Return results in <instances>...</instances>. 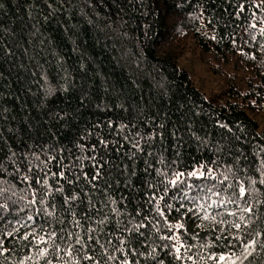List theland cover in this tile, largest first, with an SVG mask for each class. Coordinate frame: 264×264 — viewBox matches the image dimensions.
I'll use <instances>...</instances> for the list:
<instances>
[{"label": "trees", "instance_id": "1", "mask_svg": "<svg viewBox=\"0 0 264 264\" xmlns=\"http://www.w3.org/2000/svg\"><path fill=\"white\" fill-rule=\"evenodd\" d=\"M239 2L245 3L246 11L237 17V0L231 4L228 0H0V205H7L0 208V245L7 249L6 254H0V264H44L43 258L37 256L35 241L29 244L23 240L24 235H44L55 229L64 236L68 231L83 230L73 226L72 217L65 211L67 205L62 204L69 190L88 191L83 179L74 185L60 181L63 194L49 195L43 204L38 194L37 203L29 204L32 191L40 185L32 180L30 186L22 175L30 161L33 172L28 173L29 177L43 176L40 167L44 166L29 154L34 151L43 161L42 145L48 146L46 151L53 146L63 147V163L67 165L72 159L68 150L79 155L75 145L88 148L96 143L98 132L118 142L120 151L110 146L107 157L111 162V188L101 185L104 193H90L101 215L87 223L81 221L85 227L97 228L96 234L101 233L95 220L102 216L109 219L105 231H115L117 220L126 222L136 206L135 198L146 199L143 181L153 179L157 168L169 172L166 165L172 160L178 159L174 167L181 169L196 161L207 163L216 168L218 179L219 173L228 174L229 166H233L232 171L246 167L247 176L259 179L254 168L264 159V3ZM5 46L11 49V56L4 55ZM109 120L113 121L111 129L106 126ZM120 123L128 124L131 133L125 129L118 135ZM96 124L100 128L93 127ZM160 131L164 133L162 139L157 137L150 147L145 145L146 151L153 153L151 157L137 152L129 159L135 150L122 139L123 135L139 132L147 138L149 133ZM13 152L16 156L9 160ZM52 154L57 153L52 150ZM160 158L165 163H159ZM145 161L153 165L149 169L151 176L144 172ZM56 163L48 165L53 172L58 170ZM125 167L128 171L122 172ZM17 168L21 171H15ZM133 170L135 175H131ZM84 171H89L88 161ZM129 180L131 186L126 187ZM49 183L54 192L55 178L49 177ZM256 187L259 191L255 196L264 201V186ZM108 196L116 203H102ZM121 196L125 199L121 200ZM170 198L171 192L165 199ZM84 208L85 204L74 203L76 218ZM112 208L122 215L117 216ZM227 208L235 210L231 204ZM206 210L208 220L203 219L205 212L199 209L183 216L184 228L179 233L176 229L169 233L164 219L155 217V227L141 231L147 237V251L154 248L157 260L140 256L135 259L139 264H158L161 258L165 264H180L171 254L165 255L164 246L175 240L160 239L178 234L182 243L191 246L189 254L197 264H215L208 258L209 253L221 249L200 245L211 243L214 235H219V229L215 234L210 231L215 227L211 218L224 209L213 204L206 205ZM166 214L175 223L172 217L176 214ZM30 215L33 220L28 219ZM189 223H199V231L188 232ZM252 227L264 232V210ZM45 238L51 249L52 238ZM56 243L64 247L67 241ZM239 250L237 247L234 251L238 254ZM96 255H101L98 247ZM54 264L61 262L56 260ZM101 264H105L103 259ZM244 264H264V250L257 248Z\"/></svg>", "mask_w": 264, "mask_h": 264}, {"label": "snow or ice", "instance_id": "2", "mask_svg": "<svg viewBox=\"0 0 264 264\" xmlns=\"http://www.w3.org/2000/svg\"><path fill=\"white\" fill-rule=\"evenodd\" d=\"M231 2L232 0H228L229 4ZM261 3H264V0H261ZM2 7L3 5L0 4V8ZM236 7L238 8V12L234 13V15L237 17L246 11L245 3H241L239 0H237ZM252 27H255V25H252ZM261 33L264 34V29H261ZM211 39L215 40L216 37L212 36ZM232 43H236L234 36L232 37ZM4 55H12L11 49L7 46L4 48ZM2 75L3 73L0 72V76ZM106 126L111 129L113 127V121H107ZM93 127L100 128V124H96ZM132 127H135V125ZM163 127V124L159 125L161 130ZM220 127L227 128L228 126L221 124ZM118 128V135L123 133L125 129L131 133V128H129L128 124L120 123ZM228 131H231V129L229 128ZM91 134V131H89L88 135ZM163 135V131L159 133L151 132L147 135V138L139 132L132 133L131 135H123L122 139L135 150L129 156V159H133L137 152H146V155L151 157L153 153L146 151L145 145L150 147L151 143L157 137L162 139ZM171 135L175 136V132L171 133ZM141 141H144L143 145ZM117 143L106 139L98 132L96 143H93L88 148L83 144L75 145L79 150V155L73 154L71 149L68 150V155L72 159L67 165L63 163L65 159L63 155L65 149L63 147L54 149L53 146L52 150L57 153L53 155L52 150H45L48 147L47 145L40 146L44 154L43 161L40 160V156L34 151L29 153L35 156L36 160L40 162V165L44 166L40 167L43 176L34 174L30 178L28 173L33 172V167L30 161L25 165L26 170L23 172L22 180L29 182L30 186L32 180H34L35 184L40 185L39 189L32 191V199L29 200V204L35 205L37 203L36 197L38 194L40 195L39 203L41 204L47 200L49 195H54L55 193L63 194L64 188L60 186V181H65L68 185H74L79 184L81 179H83L85 185L88 187L87 192L83 189L79 193L74 190H69L67 194L63 195L62 199V204L67 205L65 211L72 217L73 226L83 229L82 232L74 233L68 231L64 236H61L54 229L51 232L44 233V235L33 232L30 235L23 236V240L28 241L29 244L35 241L37 256L43 258L44 264H54L56 260H59L61 264H84V262L101 264L102 259L105 264L114 260L118 261L119 264H139V261L135 259L137 256L143 257L144 259L150 258L155 261L157 260L155 255L156 250L153 248L151 252L147 251V246L144 243L147 237L141 229L150 226L155 227L153 220L155 217H159L163 218L168 224L169 233H172L173 229H176V232L179 233L180 229L184 228V225L181 223L183 216H186L188 213H196L197 209H199L205 212L203 219L208 220L209 214L207 213L206 205L211 207L213 204L218 208L224 209V212H218L216 216H212L211 218L215 227L211 228L210 231L215 234L219 229V235H214L211 243L205 241L200 245L201 248L205 249H214L217 247L221 249L218 253L215 251L210 252L208 256L210 260L214 261L215 264H244V261H250V258L256 253L257 248L264 250V232L255 231L252 227L255 221L259 219L260 211L264 210V201H260L255 196V193L259 191L256 185L264 186V159L260 160L259 167L254 168V171L259 173V179L247 176L248 169L246 167H240L237 171H232L233 166H229L227 170L228 174L219 173L218 179L216 168L209 167L207 163L196 161L181 169L178 166L174 167L178 165V159L172 160L166 165L169 172H162L157 168L155 169L153 179H145L143 181L146 187L142 191L146 199L141 201L138 197L135 198L136 206L133 212L128 213L126 222L116 221L115 231H105V227L109 223L107 216H102V218L95 220V223L100 226L101 234H96L97 228L91 226L85 227L81 223L82 220L87 223L88 221H92L95 216L101 215V210L93 203L90 193L94 194L97 190L104 193V187L111 188L112 184L109 181L111 168L108 167L111 162L107 157L109 156L110 146L113 151H120V148L116 146ZM98 148L101 149L100 152L97 151ZM179 155V152H177V158H179ZM15 156L16 153L13 152L8 159L11 160ZM24 159L27 161V156ZM52 161L57 162L56 166H58V170L55 172L51 170V167H48ZM85 161L89 162V171L87 172L84 171ZM158 162L165 163L163 158H160ZM209 163L215 164V161ZM238 163L239 159H237ZM145 165L144 172L151 176L152 173L149 172V169L153 165L148 163V161H145ZM37 166L39 167V165ZM112 166L114 167L116 165L112 164ZM15 171L20 172L21 169L17 168ZM127 171V167L122 169V172ZM169 173L171 175L170 179L168 178ZM229 174L232 176V182H229ZM131 175H135L134 170L131 172ZM49 177L55 178L56 187L54 192L52 191L53 185L49 183ZM241 177H246L247 182ZM196 180L201 181V184H196ZM101 185L104 187H101ZM127 186H131L130 180L126 184ZM134 190L141 191V189ZM170 192L171 198L165 199ZM189 193H194V195H189ZM213 197H216V199L213 200ZM124 199L125 197L121 196V200ZM77 201L80 204H85L80 218H76V213L72 211V207ZM157 201L162 202L163 206L157 203ZM102 203L115 204L116 201L111 196H108L107 201H102ZM229 204L233 205L235 210H229L227 208ZM151 205H155V207L152 208ZM257 205H259V208H257ZM0 208H7V205H0ZM111 211L117 216L122 215L116 208H112ZM168 212L176 214L172 217L175 223L170 222L166 214ZM47 215L51 216L52 213H47ZM217 216L220 218L217 219ZM136 217H140L141 219L136 220ZM28 219L33 220L34 217L30 215ZM133 220H135V223H133ZM156 223H159V220H156ZM61 232H64L63 228H61ZM45 237L52 238L53 247L51 249L47 247L49 240ZM102 238L104 240L103 243L101 242ZM160 239L175 240L176 242L164 246L167 248L165 255L171 254L173 260L180 262V264H185L186 261H190L191 264H197L196 258L189 254L191 246L182 243L178 234L162 236ZM58 240H66L67 243L64 247H61L60 244L56 243ZM113 240L116 241L115 245H113ZM41 245H44V247H41ZM110 246L111 252L109 250ZM97 247L100 249V257L96 255ZM237 247L240 249L238 254L234 251ZM224 248H227L228 251L224 252ZM140 249H144V251H140ZM181 249H184V251L182 252ZM112 252H119L121 255L116 257L111 254ZM6 253L7 249H4L3 245H0V254ZM61 253L64 255H61ZM49 256L52 258L49 259ZM28 259L31 260L32 257L29 256ZM158 264H165V261L161 258L158 260ZM169 264H171V261H169Z\"/></svg>", "mask_w": 264, "mask_h": 264}, {"label": "rangeland", "instance_id": "3", "mask_svg": "<svg viewBox=\"0 0 264 264\" xmlns=\"http://www.w3.org/2000/svg\"><path fill=\"white\" fill-rule=\"evenodd\" d=\"M187 231L190 233H196L199 231V223H189L186 226Z\"/></svg>", "mask_w": 264, "mask_h": 264}]
</instances>
